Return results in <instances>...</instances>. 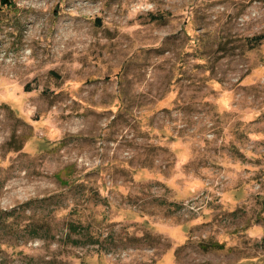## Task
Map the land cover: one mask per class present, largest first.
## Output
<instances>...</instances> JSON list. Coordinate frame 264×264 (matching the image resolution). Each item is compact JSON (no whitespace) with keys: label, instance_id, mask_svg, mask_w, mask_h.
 Returning <instances> with one entry per match:
<instances>
[{"label":"rangeland","instance_id":"374dc122","mask_svg":"<svg viewBox=\"0 0 264 264\" xmlns=\"http://www.w3.org/2000/svg\"><path fill=\"white\" fill-rule=\"evenodd\" d=\"M261 35L264 0L0 2V264H264Z\"/></svg>","mask_w":264,"mask_h":264},{"label":"trees","instance_id":"16d2710c","mask_svg":"<svg viewBox=\"0 0 264 264\" xmlns=\"http://www.w3.org/2000/svg\"><path fill=\"white\" fill-rule=\"evenodd\" d=\"M0 2L2 3V4H4V5H7V6H10L11 4H12V0H0ZM262 37H264V35H261V36H259V37H255L256 39V41H259V39H261ZM254 40V41H255Z\"/></svg>","mask_w":264,"mask_h":264}]
</instances>
